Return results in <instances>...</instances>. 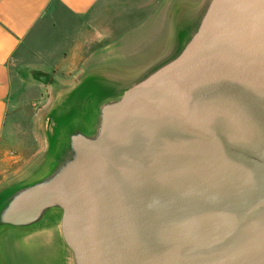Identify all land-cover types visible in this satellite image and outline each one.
<instances>
[{
    "label": "water",
    "instance_id": "obj_1",
    "mask_svg": "<svg viewBox=\"0 0 264 264\" xmlns=\"http://www.w3.org/2000/svg\"><path fill=\"white\" fill-rule=\"evenodd\" d=\"M47 121L0 189V264H264V0L180 6L159 60ZM50 226L54 253L25 243Z\"/></svg>",
    "mask_w": 264,
    "mask_h": 264
},
{
    "label": "crops",
    "instance_id": "obj_2",
    "mask_svg": "<svg viewBox=\"0 0 264 264\" xmlns=\"http://www.w3.org/2000/svg\"><path fill=\"white\" fill-rule=\"evenodd\" d=\"M173 6L169 0H0V189L43 155L47 118L61 95L90 75L112 74L102 65L124 47L133 60L162 57Z\"/></svg>",
    "mask_w": 264,
    "mask_h": 264
},
{
    "label": "rangeland",
    "instance_id": "obj_3",
    "mask_svg": "<svg viewBox=\"0 0 264 264\" xmlns=\"http://www.w3.org/2000/svg\"><path fill=\"white\" fill-rule=\"evenodd\" d=\"M202 1L203 0H201V2ZM169 2L173 3L174 5L172 8V12L176 10L175 7L179 8L180 6L190 11L196 8L195 6L198 4L199 0H169ZM168 47L169 46L161 47L160 49V51H162L161 56L164 54V52L167 50ZM128 51H131V48L124 47L122 52L115 51L112 61H108L104 63L102 65L103 67L102 69H105L106 71H110L113 74L122 76L123 78H130L138 75L145 68L151 66L154 62H156L150 59L152 57H153L152 59H154V55L146 56L144 59L133 60L131 57L125 54Z\"/></svg>",
    "mask_w": 264,
    "mask_h": 264
},
{
    "label": "bare ground",
    "instance_id": "obj_4",
    "mask_svg": "<svg viewBox=\"0 0 264 264\" xmlns=\"http://www.w3.org/2000/svg\"><path fill=\"white\" fill-rule=\"evenodd\" d=\"M74 93H68L58 104L57 108L68 103L72 97H73ZM49 128V122H46V130ZM58 228L54 227V226H50L46 229H44L43 231L37 233L36 235H34L33 237H30L28 240H26V244L29 243H37L40 245H48L49 249L48 251L53 253L55 252L56 249V245H57V240H58ZM56 241V242H55Z\"/></svg>",
    "mask_w": 264,
    "mask_h": 264
}]
</instances>
